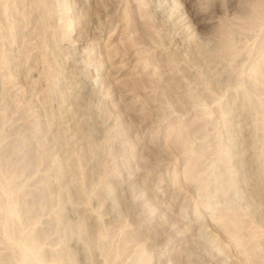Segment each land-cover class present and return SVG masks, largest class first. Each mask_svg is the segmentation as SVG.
Masks as SVG:
<instances>
[{
  "label": "rangeland",
  "instance_id": "374dc122",
  "mask_svg": "<svg viewBox=\"0 0 264 264\" xmlns=\"http://www.w3.org/2000/svg\"><path fill=\"white\" fill-rule=\"evenodd\" d=\"M26 253L264 264V0H0V264Z\"/></svg>",
  "mask_w": 264,
  "mask_h": 264
},
{
  "label": "bare ground",
  "instance_id": "6f19581e",
  "mask_svg": "<svg viewBox=\"0 0 264 264\" xmlns=\"http://www.w3.org/2000/svg\"><path fill=\"white\" fill-rule=\"evenodd\" d=\"M9 214H10L11 217H14L15 216L14 210L10 209ZM24 258H25L24 264H32L31 257H30L29 253H26Z\"/></svg>",
  "mask_w": 264,
  "mask_h": 264
}]
</instances>
